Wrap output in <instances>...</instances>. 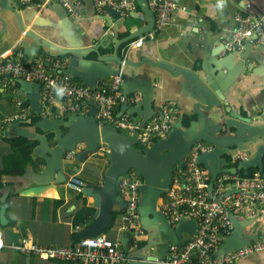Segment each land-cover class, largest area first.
<instances>
[{
  "label": "crops",
  "instance_id": "obj_1",
  "mask_svg": "<svg viewBox=\"0 0 264 264\" xmlns=\"http://www.w3.org/2000/svg\"><path fill=\"white\" fill-rule=\"evenodd\" d=\"M134 1L137 9L122 17L109 7L98 10L91 0H81L80 17L76 19L53 0H32L30 4L22 0H0V58L21 54V61L33 62L42 57L48 61L51 71L52 63L61 60L74 81L92 87L117 76L118 63L122 60L127 64L121 66L125 77L122 84L126 96L134 103L129 110L122 106L119 114L133 111L137 117L151 118L169 99H175L181 106L175 132L164 138L168 140L167 146L159 148L155 143L144 151L134 143L132 148L141 155L127 169L131 154L117 153L119 147L127 145L125 139L115 135L98 117L94 123L74 118L72 114L62 115L57 108L50 115H45L42 108V115H38L29 104L27 124H6L20 112L14 97L21 95L26 101L29 99L22 93L20 81L12 80L7 87L0 82V243L31 237L44 247L73 246L80 240L81 231L94 223L93 217L99 210L88 188L101 189L108 173L124 171L118 175L119 200L113 208L111 224L103 234L121 242L124 250L122 240L127 233L122 204H126L124 192L128 188L123 192L119 181L126 177L139 185V222L144 236L138 248L129 251L127 242L124 251L138 261L145 257L168 258L170 246L184 244L190 236L182 233L185 242L174 244L180 242L178 225H171L160 209L173 181L169 183L162 178L163 161L173 150L184 153L190 142L202 135L207 119L222 145L228 143L227 136L245 138L250 134L248 129L237 131L231 127V112L251 119V125L264 126V46L254 45L233 53L227 52L224 46L235 28L236 14L246 10L264 14V0H227L223 11L215 7L216 0H181L173 23L158 33L155 32L156 13L150 5L148 10L144 8V0ZM140 39L142 44L130 46ZM91 111H94L93 105L85 116ZM213 113L219 114L221 120ZM36 115L40 117L38 121H34ZM206 136L203 137L211 139ZM19 138L33 144L30 159L24 163V173L3 174L6 159L14 155L11 140ZM256 139L254 144H242L248 150L241 151L249 160L264 145V140ZM198 143L212 146L215 151L213 144L200 139L191 146L185 161ZM83 150H87L85 162L77 157ZM237 150L233 146L218 158L219 162H209V166L214 170H238V175L245 176L244 170L239 169L241 161L236 162L233 157ZM200 166L206 172L208 193L214 196L215 182L212 193L208 189L212 175L205 166ZM176 174L177 171L173 178ZM147 175L154 183L149 193H143L141 189L148 185ZM74 176L86 184L80 192L66 186ZM164 184L165 193L157 199L156 191ZM231 215L235 225L231 219L233 230L215 254L218 260L254 243L263 233L260 219L234 212ZM0 264L86 263L46 261L5 250L0 251ZM233 264H264V251Z\"/></svg>",
  "mask_w": 264,
  "mask_h": 264
},
{
  "label": "built area",
  "instance_id": "obj_2",
  "mask_svg": "<svg viewBox=\"0 0 264 264\" xmlns=\"http://www.w3.org/2000/svg\"><path fill=\"white\" fill-rule=\"evenodd\" d=\"M30 4L32 0H22ZM60 4L74 18L80 17L81 0H53ZM98 10L109 7L127 17L137 9L134 0H91ZM156 13L155 32L162 31L173 23V15L178 10L181 0H148ZM162 3V4H161ZM254 43L264 46V14L246 11L235 16V28L231 37L225 42L227 52H241ZM142 44V39L131 43ZM129 46V47H130ZM21 54L15 57L0 58V82L7 87L12 80H25L39 85L40 103L45 115L53 113L57 108L60 114L83 115L89 113L91 105L98 110V119L114 126L119 132L127 135L137 133L138 145L147 149L158 140L167 137L175 127L181 115V106L175 99L164 101L149 121L143 125L134 123L127 112L119 114V109L134 103L122 91V71L108 81L96 87L80 84L64 74L66 63L57 60L49 69L48 61L38 57L33 62L21 61ZM125 62V61H124ZM124 66V63H123ZM64 88L63 97L57 95L56 88ZM20 112L8 119L6 124H27L30 107L26 99L14 97ZM212 146L198 143L195 151L185 161L184 169H178L169 189L166 191L160 209L171 225L184 221L195 222L196 228L192 237L184 244L172 245L168 258L162 264H233L241 259L264 251V172L257 171L252 177H241L231 173L219 175L215 181L214 196L211 198L207 190V176L196 158L200 153L212 151ZM74 153H71L73 156ZM236 162H243L249 156L237 150L234 153ZM120 187L127 200L123 209L124 230L127 233L129 251L138 248L144 231L140 225L138 211V184L130 182L126 177L120 178ZM66 186L80 192L86 186L78 177H71ZM230 191V192H229ZM258 207V209L256 208ZM244 214L248 218H258L263 223V233L254 243L227 254L218 260L214 256L223 246L226 237L233 230L231 213ZM17 251L27 256L37 257L46 261L83 262L86 264H129L138 261L122 250L121 242L109 239L105 234L80 239L71 247H44L31 237L19 242L0 243V251Z\"/></svg>",
  "mask_w": 264,
  "mask_h": 264
},
{
  "label": "water",
  "instance_id": "obj_3",
  "mask_svg": "<svg viewBox=\"0 0 264 264\" xmlns=\"http://www.w3.org/2000/svg\"><path fill=\"white\" fill-rule=\"evenodd\" d=\"M144 1H145L144 2V5H145L144 8H146L148 10L149 9V3H148V1L146 2V0H144ZM114 12L116 14H118L119 16H121L116 11H114ZM253 46H254V43H249L248 46L246 47V49H249ZM73 53H75V52H73ZM123 63L125 66L127 65L122 60H120L118 63L120 65L119 68L121 71L123 68V67L121 68V66H123ZM120 70L118 72V75L120 73ZM64 74L70 76L68 74L67 70L64 71ZM122 74H123V71H122ZM122 78H123V80L125 79L124 74L122 75ZM20 83L22 86V91H23L22 93L26 94L27 98L30 101V105H31L33 111L36 112L38 115H42L39 85L32 84V83L25 81V80H21ZM88 86L92 87L91 85H88ZM122 91L124 94H126L124 87H123V84H122ZM124 107L127 110H129V105H125ZM93 109H94V111H91L90 115H88V116L75 115L74 118L89 119L95 123L96 117L98 116V110H97L95 105H93ZM126 112L132 118L134 123L141 122L142 125L152 118V117L146 118L144 116L137 117L133 111H131V112L126 111ZM213 115L218 117L219 121L221 120V117L219 116V114L213 113ZM230 117L233 120L232 123L230 124V125H232L231 127H235L237 129V131L239 129H248L250 131V134L248 137L241 138V137L227 136L226 138H227L228 143L225 145H222L217 141L216 132L214 133V131L210 128L209 123H208V119H207V123H205L203 126L204 131H202V135H200L199 137H197L196 139L191 141L190 145H188V147L184 153L180 154L178 150H173L166 157V159L163 161L165 170L162 173V178L165 181L168 180V182L171 183V180H173L174 172H176L179 168L184 169V167H185V156H186V154H188V152H190L191 146L196 141H199L200 139L206 140L210 144H213L215 146V151L212 150V152L211 151L203 152L196 159L197 164L205 166L210 171V173L212 175V180H211V183H210L209 188H208L210 193H212V190L214 187V182L216 181L217 177L219 175H221L223 172L237 175L238 170H233V171H229V170L223 171L222 169H215L214 170L209 166L208 163L214 162V161L219 162L218 158L224 154H227L233 146H237L239 148V150H248L247 148H244L242 146V144L253 143V140L255 137L257 138L256 141H258L259 139L264 140V126L259 127V125H257V124L251 125V123H252L251 119L241 118L232 112L230 113ZM219 121H216V122H219ZM205 122H206V119H205ZM211 124H214V121H211ZM230 125H229V127H230ZM106 127L111 129L113 131V133H115V135L120 136V138L125 139V143L127 145L125 147H122V148L119 147L117 149V153L122 154L123 152H129L131 154V159H128L127 169L132 167V164H133L136 156L141 155V152L139 150H135L132 148V145L134 143L138 144L137 133H135L134 135H127L125 133H122V132H119L118 130H116V128L114 126L108 125ZM179 127H180V124H179ZM173 130L171 131L172 133L175 132ZM223 130H225V129L222 125L221 126V132H223ZM207 134L209 135V137H211V139L204 138V137H208V136H206ZM27 137H30V136H27ZM167 142H168V140H165L164 138L160 139L156 142L155 147L162 148L163 146H167ZM75 148L76 147L72 148L70 151L74 150ZM144 151H147V150L144 149ZM77 157L79 159H81L82 162H85L86 157H87V150H85V151L83 150L81 153H79L77 155ZM239 167H240L239 169L244 170L245 176H248L249 175L248 170L253 169V168L258 169L259 171L263 172L264 171V145H262L258 149V152L256 153V155L253 159H250V160L248 159L247 161L239 162ZM138 170H139V173L142 174V171L139 168H138ZM123 172L124 171H117V172L115 171V172L108 173L107 178L105 180V184L103 185V187L101 189L96 190L93 187L88 188L89 193L95 199V205L98 207L99 210H98V212L95 213V215L93 217L94 223L81 231L80 239H86V238L99 236V235L103 234L106 231V229L110 226L111 221H112V216H113V208L118 203V200H119L118 189L116 187L117 178H118V175L122 174ZM147 180H148V182H147L148 185L146 187H144L143 189H141L143 193H149L152 190L150 185H152L154 182L151 179L150 175H147ZM0 182H1V178H0ZM165 186H166L165 184L162 185V189H159L156 191L157 192V199L165 193L164 192ZM210 197L211 198L213 197L212 194H210ZM122 205L124 207V203ZM161 216L163 217V215H161ZM230 218L232 219V221L235 225L234 215H231ZM195 228H196V225H195V222H193V221H184L182 223H179L178 227L176 228V232L180 238V242H177L174 244H179V243L185 242L183 237H182V233L188 234L191 238L195 232ZM127 242H128V235H125V239L122 240L123 249L125 251H126ZM224 243H223V245H224ZM165 260H166V257L164 259H159V260H157V258H155V257H145L143 259H139V261H132L129 264H162V262H164Z\"/></svg>",
  "mask_w": 264,
  "mask_h": 264
},
{
  "label": "trees",
  "instance_id": "obj_4",
  "mask_svg": "<svg viewBox=\"0 0 264 264\" xmlns=\"http://www.w3.org/2000/svg\"><path fill=\"white\" fill-rule=\"evenodd\" d=\"M29 101H26V105H29ZM39 116L36 115L34 121L39 120ZM14 145V155L8 159H6L7 166L4 170L3 174L9 175H22L24 173V163L26 164L30 159V152L33 148V144L26 140L25 138H19L15 140H11ZM258 169H250L249 175L244 176L243 173H240L241 177H252ZM264 172V171H263ZM79 240V239H78ZM141 245V244H140Z\"/></svg>",
  "mask_w": 264,
  "mask_h": 264
},
{
  "label": "clouds",
  "instance_id": "obj_5",
  "mask_svg": "<svg viewBox=\"0 0 264 264\" xmlns=\"http://www.w3.org/2000/svg\"><path fill=\"white\" fill-rule=\"evenodd\" d=\"M226 3H227V0H216L215 7L217 8V10L223 11ZM56 92H57L58 97L62 98L64 94V88H61V87L56 88Z\"/></svg>",
  "mask_w": 264,
  "mask_h": 264
}]
</instances>
